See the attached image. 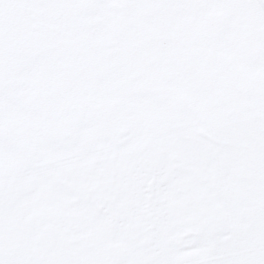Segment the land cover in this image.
I'll list each match as a JSON object with an SVG mask.
<instances>
[{"label": "snow or ice", "instance_id": "obj_1", "mask_svg": "<svg viewBox=\"0 0 264 264\" xmlns=\"http://www.w3.org/2000/svg\"><path fill=\"white\" fill-rule=\"evenodd\" d=\"M0 264H264V0H0Z\"/></svg>", "mask_w": 264, "mask_h": 264}]
</instances>
